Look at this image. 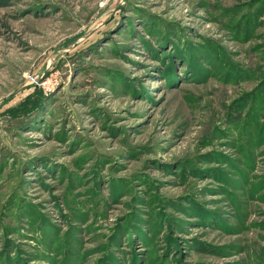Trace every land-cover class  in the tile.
Returning a JSON list of instances; mask_svg holds the SVG:
<instances>
[{"label": "rangeland", "instance_id": "rangeland-1", "mask_svg": "<svg viewBox=\"0 0 264 264\" xmlns=\"http://www.w3.org/2000/svg\"><path fill=\"white\" fill-rule=\"evenodd\" d=\"M0 264H264V0H0Z\"/></svg>", "mask_w": 264, "mask_h": 264}]
</instances>
